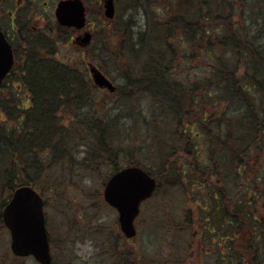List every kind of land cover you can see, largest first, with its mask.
Returning a JSON list of instances; mask_svg holds the SVG:
<instances>
[{
	"label": "trees",
	"instance_id": "obj_1",
	"mask_svg": "<svg viewBox=\"0 0 264 264\" xmlns=\"http://www.w3.org/2000/svg\"><path fill=\"white\" fill-rule=\"evenodd\" d=\"M196 1V4H191L189 0H158L156 7L151 9L157 20H153L154 17L148 14L147 26L145 24L146 29L151 32L145 29L137 35L130 22L123 29L108 33L112 36V47L114 37L120 40L118 49H113L118 62L117 69L124 79L125 88L132 90V96L140 93L148 95L165 117L170 118L168 125L176 129L177 141L185 139L186 154H198L196 164L199 171L192 175L194 179L200 172L201 178L195 182L203 187L201 190L205 194V198L199 203V206H205L200 224L204 225V230L210 237H218L217 242L211 238L213 248L220 246L219 240L225 242L227 247L226 252H221L217 264H264V221L257 216L256 197L262 187L257 184L246 188L244 185L240 186L242 179L238 180L242 175L241 169H244L245 174L249 172V161L254 155L258 156L263 152L264 108L256 103L259 95L264 96V44L257 42L258 37L252 34L253 31H249L247 24H233L234 7L245 8V13L249 5L247 0ZM254 1H260L261 5L260 8L256 5L251 7L250 13L257 11L254 16H260V23H253L252 29L254 25H264V0ZM260 37H263L261 33ZM49 40V44L42 48H39L40 41L29 42L26 54L23 55V67L18 71L17 80L20 81L21 88L26 87L29 91L26 103H15L13 94L7 95L5 90L0 93V108H4L7 96L12 98L13 103L6 104L8 108L5 106L8 110L6 113L16 121V124L7 125L6 128L0 123V136L1 131H5L4 139L0 138V150L9 151V156H12L15 151L38 155L51 149L53 153H57L54 155L55 160L48 166L51 167L54 163L61 162L64 155V151L61 153L62 146L71 144L74 131H77L78 140L82 141L84 138L88 144L84 159L86 164L81 165L97 171L103 157L111 161L119 156L114 149L113 139L116 122L121 118L119 115L109 118V110L105 105L108 102H96L94 96L99 90L91 78L84 75L81 68L71 66L69 60L56 59L54 54L57 41L53 38ZM227 50L231 52L229 59L225 58ZM127 54L131 62L124 64ZM195 57L215 63L214 68L206 70L204 76L195 80L187 78L188 73L177 72L179 58L185 59L180 64H187ZM240 61H243L245 70H249L243 77L238 76V67L231 66V62L238 64ZM84 62V59L81 60L79 67L85 66ZM94 64L108 75L109 72L100 61L95 60ZM138 72L140 75H137ZM210 79L221 84L218 91L209 89L206 81ZM200 83L202 84L199 85ZM119 91L118 86L114 95L120 94ZM222 96L229 102L243 103L246 108L243 116L226 118L220 113L212 115L205 110L206 99ZM82 111L83 116L80 115ZM160 118L164 119V116ZM68 119L73 121L67 125L65 121ZM160 127L164 128L162 124ZM201 141L203 145L194 148V143ZM167 149L171 155L174 154L169 146ZM205 149L207 155L203 156ZM2 152L0 163L4 157ZM226 163L232 173L234 171L238 187L243 191L244 195L239 200H234L229 195L231 185L225 181H219L222 183L220 189H207L208 184L214 183L209 182V174ZM16 165L11 164L5 170L10 186L20 181L27 185H37L36 181L39 182L38 178L42 176L40 173H36L32 179L27 176V166L31 169L30 165L24 162L19 167ZM127 166L146 169L140 163ZM186 175L187 172L184 171L183 176ZM155 177L160 186L158 177ZM63 184L65 183L62 181L55 183L56 187ZM39 186L43 193L53 190L46 182ZM131 255L117 254L113 250L112 264H136Z\"/></svg>",
	"mask_w": 264,
	"mask_h": 264
},
{
	"label": "rangeland",
	"instance_id": "obj_2",
	"mask_svg": "<svg viewBox=\"0 0 264 264\" xmlns=\"http://www.w3.org/2000/svg\"><path fill=\"white\" fill-rule=\"evenodd\" d=\"M55 1L57 3L61 0H49L53 4ZM157 1L116 0L117 15L115 20L111 21L105 16L104 0H84L89 13L88 26L94 34V44L87 50H81L74 46L72 34L63 32L54 34L58 41L56 54H54L56 59L69 60L72 63L71 66L81 68L84 75L89 77L87 65H96L94 61H100L109 72L108 75L115 85L119 86L120 94L118 95L96 91L94 96L96 102H108L105 105L109 110V118L116 115L121 118L119 122H116L113 139L114 149L118 151L119 156L111 161L103 157L97 171L86 169L81 164L84 163L87 156L88 144L84 138L82 141L78 140L77 133L79 132L77 131H74L71 144L63 146L61 144L63 147L61 153L64 151L61 162L54 163L51 167L48 166L55 160L54 155L57 154L53 153L51 149L40 152L38 155L32 152L18 153L15 151L12 156H9V151H6L8 154L6 156V152L0 150L4 152H2L4 157L0 163V264H39L34 258L18 259L14 256L11 251L10 232L2 222L4 208L14 190L22 185H27L20 181L10 186L6 179L5 170L11 164H17L16 166L19 167L22 162L31 167L29 169L27 166L30 174L27 176L33 179L36 173L42 175L38 178L39 182L36 181L37 185L30 184V186L33 185L32 187L45 200L44 211L53 264H112L114 262V259L111 260L113 250L117 254H132L131 259L136 264L141 262L146 264H217L221 252H226V243L223 241H218L220 246H215V248L211 246V238L217 242L218 237H210L208 232L204 230V225L200 224L205 206H199V203L203 201L205 194L201 190L203 187L195 182L196 179L201 178L200 172L195 175L194 179V175H192V173L199 171L196 164L198 154L196 152L192 156L186 154L184 151L186 148L185 139H181L180 142L177 141L176 129L172 125V128L168 125L170 118L165 117L163 111L155 105L154 100L148 95L140 93L135 97L132 96V90L125 88L124 79L119 75L120 70L117 69V57L114 55L113 49H118L120 40L114 37V46L112 47L111 34L123 29L124 25L130 24V22L135 34L138 35L139 32L145 31L148 14L150 17L153 16L151 9L156 7ZM189 2L191 4L197 3L196 0H189ZM247 2L249 5L245 13V8L234 7L233 24H247L246 26L250 29L248 30L253 31L252 34L258 37L257 42L264 44V25H254L253 29L251 27L253 23H260L258 21L260 16H254L257 11L250 13V9L254 5L260 8L261 3L254 0H247ZM214 6L217 7V4ZM193 15L194 11L192 10ZM153 17V20H157L156 15ZM47 23L49 28L54 25L51 22ZM146 30L151 32L148 28ZM49 33L51 32L49 31ZM260 33L263 37H260ZM49 42V37H43L40 39L39 48L46 47ZM75 45L78 44L75 42ZM226 52L225 58H231L230 50ZM83 59L86 64L79 67V63ZM125 60L124 64L131 62L128 54ZM184 60V58L178 59L177 72L179 74L188 73L187 78H191V80H195L197 77L201 78L206 74V70L215 66V63L202 61L197 57L191 59L190 63L180 64ZM242 62L240 61L238 64L231 62L232 67H238V76L240 77L245 76L246 71H249L245 70ZM137 75L140 73L138 72ZM15 81L13 85L5 89V93L7 95L13 94L14 97L12 98L16 100L15 103L18 104V101H22L25 104L29 91L26 87L21 88L17 78ZM206 83L209 84L208 87L213 92L219 90L218 86L221 87V84H218L215 79H210ZM129 96L130 98H128ZM12 98L7 96L4 100L6 102L4 108H0V123L5 128L7 125L16 124V121L6 113L8 112L6 107H9L6 104H12ZM204 104L205 110L212 115L220 113L226 118H240L246 111L243 103L239 101L229 102L223 96L222 98L206 99ZM256 105L264 108V96L259 95L257 97ZM83 113L82 111L80 115L83 116ZM161 116H164V119L160 118ZM72 118H75L74 113H72ZM72 121L68 119L65 124L68 125ZM161 124L164 128L160 127ZM221 128L225 129L223 126ZM194 132L198 131L194 130ZM4 133L5 131H1L0 138L2 140ZM202 145V141L196 142L194 148H199ZM168 146L174 154L171 155L167 149ZM206 151L207 149L204 150L203 156L207 155ZM261 151L263 152L258 156L254 155L253 159L249 161V172L245 174L244 169H241L242 175L239 179L234 171L232 173V170L227 167V163L221 168L211 170L213 173L209 174V182L214 183L208 184L207 189L210 187L220 189L222 183L219 181L223 183L225 181L231 185L229 195L234 200H239L244 194L241 187H238L239 183L236 179H242L240 186L244 185L246 188L253 187V185L255 187L259 184L262 189L256 195L258 198L257 216L264 221V145ZM132 163H140L151 171L158 177L160 186L154 197L142 205L140 216L136 221L137 237L128 241L121 232L118 212L104 200V190L108 180L119 169ZM37 167L38 169H36ZM184 171L187 172L185 177L183 176ZM21 179L25 181L23 177ZM231 180L233 184L230 183ZM61 181L65 184L56 187L55 183ZM45 182L53 190L43 193L39 185L40 183L44 185ZM13 187H15L14 190H12ZM262 256H264V248Z\"/></svg>",
	"mask_w": 264,
	"mask_h": 264
},
{
	"label": "water",
	"instance_id": "obj_3",
	"mask_svg": "<svg viewBox=\"0 0 264 264\" xmlns=\"http://www.w3.org/2000/svg\"><path fill=\"white\" fill-rule=\"evenodd\" d=\"M105 9V16L113 20L116 14L114 0H107ZM86 14V7L81 0L62 1L56 11L57 20L62 26L76 29H83L86 26ZM91 40L92 34L86 32L77 38L76 43L87 47ZM13 65L12 47L0 32V88ZM89 72L98 89L116 92L114 82L98 67L89 64ZM157 186V180L138 166L118 171L106 184L105 201L118 211L120 229L127 239L136 237L135 221L140 214V207L154 195ZM2 215L3 223L11 233V250L16 256H33L40 264H53L44 199L34 188L18 187Z\"/></svg>",
	"mask_w": 264,
	"mask_h": 264
},
{
	"label": "flooded vegetation",
	"instance_id": "obj_4",
	"mask_svg": "<svg viewBox=\"0 0 264 264\" xmlns=\"http://www.w3.org/2000/svg\"><path fill=\"white\" fill-rule=\"evenodd\" d=\"M61 1L57 3L55 1L53 4L49 0H0V31L11 45L15 60L14 69L4 79L1 90L7 89L16 82L18 71L23 67V55L26 54L29 42L40 41L43 37L57 41L54 36L57 32L72 34L73 41L83 34V31L62 26L57 21L56 11ZM81 1L84 3V0ZM106 1L104 0L103 3L104 11ZM114 3L116 6V0ZM87 16H89L88 11ZM47 22L53 23V27L49 28ZM85 30H89V26ZM49 31L51 33L48 34ZM74 46L84 50L79 45L74 44Z\"/></svg>",
	"mask_w": 264,
	"mask_h": 264
}]
</instances>
